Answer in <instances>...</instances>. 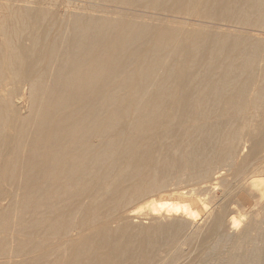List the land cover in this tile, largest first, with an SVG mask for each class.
Returning a JSON list of instances; mask_svg holds the SVG:
<instances>
[{
    "label": "bare ground",
    "instance_id": "obj_1",
    "mask_svg": "<svg viewBox=\"0 0 264 264\" xmlns=\"http://www.w3.org/2000/svg\"><path fill=\"white\" fill-rule=\"evenodd\" d=\"M264 0H2L0 264H264Z\"/></svg>",
    "mask_w": 264,
    "mask_h": 264
},
{
    "label": "rangeland",
    "instance_id": "obj_2",
    "mask_svg": "<svg viewBox=\"0 0 264 264\" xmlns=\"http://www.w3.org/2000/svg\"><path fill=\"white\" fill-rule=\"evenodd\" d=\"M1 3H2V0H0V4ZM250 31H251L252 34L257 35L258 37H264V29H256V30H250ZM238 197H245L246 199L249 200V202L251 204H253V205L256 204V207L255 208H257L259 206H262L264 204V197L261 200L258 201V200H256V198L251 197L247 192H243L242 191L241 193L238 194V196L236 197V199Z\"/></svg>",
    "mask_w": 264,
    "mask_h": 264
}]
</instances>
